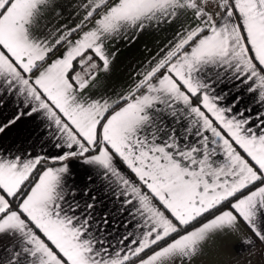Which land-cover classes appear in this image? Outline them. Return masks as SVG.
I'll return each instance as SVG.
<instances>
[{"label": "snow or ice", "instance_id": "obj_1", "mask_svg": "<svg viewBox=\"0 0 264 264\" xmlns=\"http://www.w3.org/2000/svg\"><path fill=\"white\" fill-rule=\"evenodd\" d=\"M5 108L0 264H264V0H0Z\"/></svg>", "mask_w": 264, "mask_h": 264}, {"label": "crops", "instance_id": "obj_2", "mask_svg": "<svg viewBox=\"0 0 264 264\" xmlns=\"http://www.w3.org/2000/svg\"><path fill=\"white\" fill-rule=\"evenodd\" d=\"M154 39L155 37L151 35H145L130 48L120 46L121 51L117 55L112 73V79L115 83L120 84L127 79L128 72L136 61L144 55L143 46L147 44L151 47ZM12 114L11 108H5L0 112V122L9 119ZM33 128L34 123L31 119L22 118L14 127L6 130L4 134H0V144L4 147L19 146L20 144L27 146L26 141L32 135ZM241 231L245 235L249 234L246 228H242ZM241 239L242 237L237 234H225L216 237L205 248V255L201 257L203 264H232V261L236 259L241 261L249 259L247 251L238 252L242 249ZM251 259L252 264H261L259 254L251 257Z\"/></svg>", "mask_w": 264, "mask_h": 264}]
</instances>
